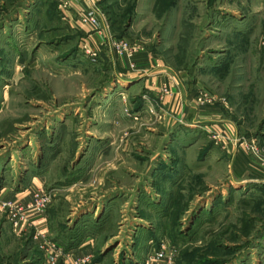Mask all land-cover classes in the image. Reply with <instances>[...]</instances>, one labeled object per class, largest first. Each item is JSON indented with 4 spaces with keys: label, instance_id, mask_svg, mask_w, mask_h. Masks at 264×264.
<instances>
[{
    "label": "rangeland",
    "instance_id": "1",
    "mask_svg": "<svg viewBox=\"0 0 264 264\" xmlns=\"http://www.w3.org/2000/svg\"><path fill=\"white\" fill-rule=\"evenodd\" d=\"M66 4L0 0V189L31 199L0 203V264H62L76 229L81 264H264V0H97L117 70ZM142 50L174 79L127 76Z\"/></svg>",
    "mask_w": 264,
    "mask_h": 264
},
{
    "label": "crops",
    "instance_id": "2",
    "mask_svg": "<svg viewBox=\"0 0 264 264\" xmlns=\"http://www.w3.org/2000/svg\"><path fill=\"white\" fill-rule=\"evenodd\" d=\"M67 1V4L65 7L68 8V15H69V23L67 24V27L72 30L74 29V31L77 33V35H79L80 37H82V40L85 38H89L90 40L92 39H101V40H105L106 39V45L109 47L108 51H105L106 48L103 50L102 54H103V62L105 64H107L108 66H111L112 68H115L116 70L121 67V68H129V61L127 57L123 58L122 56H116V54L114 53V51L111 52V44L108 42L109 41V32H107L105 30L104 32H100V33H96V31H94L89 25H83L81 23V21L79 19L73 18L71 19V15L76 16V14L79 13V11L82 8H86L89 5V0H65ZM64 2V1H62ZM65 3V2H64ZM70 4V6H69ZM71 8V10H70ZM73 17V16H72ZM102 36V37H101ZM103 38V39H102ZM116 59H118L119 63L117 64ZM137 63V67L139 69L137 70H127L124 73L128 74L127 76L130 75L131 78L133 77H144V80L147 84V87H149L151 90H156L160 84L163 83H167L169 81H172L174 78L173 76V72L171 70H169L167 68L166 65L161 64V61L159 58L155 57L153 55V53L146 51V50H142L138 53H135L134 58L132 59ZM167 102H170L171 107L176 110L179 109V107L183 106L184 104V98H183V93L181 92L180 94H175L173 93L172 97H167L166 99ZM37 186H39L40 182H37V180L35 179L33 181ZM29 187V186H28ZM30 195H29V191L27 189V191H23L20 192L15 189V186L12 185H7L6 187H2V189H0V203H12V204H16L17 202L21 201L22 203H27L28 201H30ZM1 208V205H0ZM48 219H50V217H48ZM38 224H41L43 226L44 230H48L50 232L51 228L49 227L48 222L47 223V218H41L38 219L36 221ZM52 231V230H51ZM48 232V233H49ZM47 234V233H46ZM39 235V234H38ZM55 236V234H54ZM55 240H57V238H54ZM94 239V240H93ZM60 242V241H59ZM94 242V243H93ZM95 236L93 235H89L87 236L82 242L81 244H79L78 246H73L71 248L66 247L65 244L60 242V247L62 248L63 251H65V253L68 252V254H70L73 257L76 258H81L84 257L86 255H91V253H93L94 250V244H95ZM58 258V256H57ZM55 259V257H54ZM53 261V259H52ZM61 261H63L65 264H67L64 260V257L62 256ZM63 262H61L62 264H64ZM53 263V262H51ZM48 263V264H51ZM153 264H160L159 262H155Z\"/></svg>",
    "mask_w": 264,
    "mask_h": 264
},
{
    "label": "built area",
    "instance_id": "3",
    "mask_svg": "<svg viewBox=\"0 0 264 264\" xmlns=\"http://www.w3.org/2000/svg\"><path fill=\"white\" fill-rule=\"evenodd\" d=\"M98 6H100V5H97V0H89L88 9L85 10L80 16H81V20L84 23L90 24L91 26L94 27V29H96L97 31L102 32L103 28L105 29L108 26L107 27H105V26L102 27L101 18H103V17L105 18V15H104V13L101 11V9ZM108 29H109V27H108ZM119 45L120 44H118V45L116 44L114 46L116 48L120 47V49H121V47H124V46H119ZM83 50H85L89 54H92L93 57L98 55L97 52L93 51L88 44H86V47ZM47 200H48L47 197H43L41 199H37L39 210H42V208L45 207V205L47 203ZM8 204H10V203H8ZM12 210L13 211H11V219H12V221L14 223V226L15 227H19L20 226V222H24L25 219H26V217H25L26 215L25 214L22 215V213H23V211L25 209L21 208L20 209L21 213H17L16 211H14V208ZM57 256H63L64 258L66 257L68 262H70V260H71V262H74V264H81V262L85 263V262L90 260V255H86V256L81 257V258H76V257L71 256L70 254H65L62 250L58 251ZM163 257L167 258L169 263L172 264L173 258L171 256H168L167 254H166V256H164V253H156L152 257V260L155 259V258L159 259V258H163Z\"/></svg>",
    "mask_w": 264,
    "mask_h": 264
},
{
    "label": "trees",
    "instance_id": "4",
    "mask_svg": "<svg viewBox=\"0 0 264 264\" xmlns=\"http://www.w3.org/2000/svg\"><path fill=\"white\" fill-rule=\"evenodd\" d=\"M95 232H91V230L87 231H79L78 229L71 231L68 235H63L60 238V242L65 244L66 247L71 248L73 246H78L81 242L89 235H96Z\"/></svg>",
    "mask_w": 264,
    "mask_h": 264
}]
</instances>
